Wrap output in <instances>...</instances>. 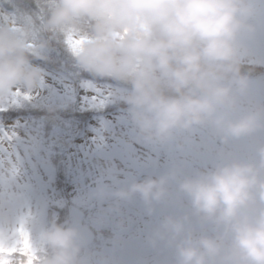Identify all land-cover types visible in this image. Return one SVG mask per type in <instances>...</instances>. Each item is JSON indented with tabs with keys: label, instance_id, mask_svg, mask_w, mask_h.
Returning a JSON list of instances; mask_svg holds the SVG:
<instances>
[{
	"label": "clouds",
	"instance_id": "1",
	"mask_svg": "<svg viewBox=\"0 0 264 264\" xmlns=\"http://www.w3.org/2000/svg\"><path fill=\"white\" fill-rule=\"evenodd\" d=\"M44 29L63 35L79 65L131 85L133 122L148 141L211 127L225 143L264 130V109L236 115L251 90L240 68L239 40L251 33L250 0H45ZM90 27V33L82 25ZM47 45L34 29L0 25V105L30 95L43 80L30 55ZM259 165L225 161L214 170L134 182L121 200L165 202L169 184L191 206V216L168 217L153 243L174 247L177 264H264V149ZM192 217L210 225L198 232ZM79 233L53 225L42 243L51 255L36 264H77Z\"/></svg>",
	"mask_w": 264,
	"mask_h": 264
},
{
	"label": "rangeland",
	"instance_id": "2",
	"mask_svg": "<svg viewBox=\"0 0 264 264\" xmlns=\"http://www.w3.org/2000/svg\"><path fill=\"white\" fill-rule=\"evenodd\" d=\"M250 2L256 14L249 20L252 32L239 40L240 68L258 71L261 79L250 81L251 90L242 98L236 115L264 109V0ZM37 54L45 55L44 50ZM40 70L44 78L39 86L28 96L21 95L0 105V116L10 105H16L22 115L34 114L41 120L44 114L26 109L100 113L89 119L80 132L82 126L71 123L66 115L62 120L66 124H55L56 138L49 136L51 142L34 130L33 127H42V123L36 126L34 117H0V239L6 246L21 240L19 232L23 228L39 258L46 259L51 250L43 245V234L53 225L68 229L72 225L68 208L72 206L85 214L83 227L95 234L93 245L77 261L177 264L175 249L168 243L157 242L152 253H147L144 246L148 239L156 238L166 218L178 217L173 209L179 196L191 209L179 192L178 180L170 182V195L162 203L148 205L139 196L121 200L114 193L127 184L171 174L179 179L193 177L212 171L225 161L260 163L264 130L227 143L211 127L213 138L187 130L176 132L164 142L148 141L130 111L115 112L107 107L117 95L113 87L76 84L65 74ZM3 133L13 138L6 140ZM192 225L198 232H213L210 225H201L195 217ZM13 259L23 258L17 255Z\"/></svg>",
	"mask_w": 264,
	"mask_h": 264
},
{
	"label": "trees",
	"instance_id": "3",
	"mask_svg": "<svg viewBox=\"0 0 264 264\" xmlns=\"http://www.w3.org/2000/svg\"><path fill=\"white\" fill-rule=\"evenodd\" d=\"M47 18V8L45 0H0V25L6 22L15 21L18 25H28L30 22L31 27L34 29V35L38 43H44L47 46L43 49L45 55H39L37 53L30 55L29 59L31 64L34 63L39 66L40 69L48 70L49 72L65 74L67 78L71 79L76 84H87L89 86L109 85L113 87V90L117 95L113 97V101L107 105V107L115 112L117 110L130 111L129 105L126 102V96L131 91V85L125 81H120L111 77L100 76L94 72L82 68L77 62L75 56L72 53L70 46L68 45L65 37L59 33H53L44 29V22ZM82 30L86 33H90V27L87 24L82 25ZM47 53V56H46ZM41 57V58H39ZM243 75L248 79H260L261 73L254 72L253 70L241 69ZM8 110L2 112V116L5 119L19 118L25 116V118L34 117L36 126L42 123L40 129L33 127L36 132H39L44 139H50L49 136L53 134V128L56 125H60L64 117H70L71 123H77V126H82L79 129L83 131L89 119H93V116L100 113V111L89 112L85 114H74L69 111L63 112L62 110H46L41 109H26L38 114H44L43 120L39 117L30 114H20L16 105ZM48 108V107H47ZM50 109V108H49ZM58 112V113H56ZM77 118V120L75 119ZM32 119V118H31ZM33 122V123H34ZM57 122V123H56ZM65 121H62L61 124ZM64 132V129L62 130ZM68 131V130H66ZM72 133L71 131H68ZM183 132V131H180ZM193 133H203L206 136L213 138L214 133L210 127H199L191 130ZM71 136V135H70ZM72 136L74 134L72 133ZM68 137V136H67ZM55 165V162H54ZM58 177L61 176L60 169L56 171Z\"/></svg>",
	"mask_w": 264,
	"mask_h": 264
},
{
	"label": "snow or ice",
	"instance_id": "4",
	"mask_svg": "<svg viewBox=\"0 0 264 264\" xmlns=\"http://www.w3.org/2000/svg\"><path fill=\"white\" fill-rule=\"evenodd\" d=\"M29 98L25 97V99ZM3 136L6 140L13 138L8 133H3ZM19 235L21 240L12 246H6L3 240L0 239V264H36L38 258L35 249L31 245L28 234L21 228ZM17 255L23 259L19 261L14 260L13 257Z\"/></svg>",
	"mask_w": 264,
	"mask_h": 264
},
{
	"label": "water",
	"instance_id": "5",
	"mask_svg": "<svg viewBox=\"0 0 264 264\" xmlns=\"http://www.w3.org/2000/svg\"><path fill=\"white\" fill-rule=\"evenodd\" d=\"M131 184L132 183L127 184L124 187V189L128 188ZM175 213L181 218L191 215V211L186 206L183 205L182 198H179V204L175 208ZM70 217L73 220V225L71 228H75L78 231L79 236H80L79 248L81 251L82 249L87 248L93 242L94 235L88 229L83 228L84 214L82 212L71 207L70 208ZM153 246H154V243L152 240H150V241H148V244L146 245L145 250H151V249H153ZM80 251H79V253H80ZM79 264H87V262H81Z\"/></svg>",
	"mask_w": 264,
	"mask_h": 264
}]
</instances>
